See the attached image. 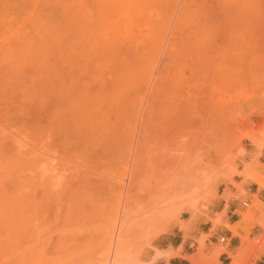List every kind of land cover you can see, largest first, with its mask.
<instances>
[{"label": "rangeland", "instance_id": "obj_1", "mask_svg": "<svg viewBox=\"0 0 264 264\" xmlns=\"http://www.w3.org/2000/svg\"><path fill=\"white\" fill-rule=\"evenodd\" d=\"M196 5H191L192 11L196 8L193 15L198 14L193 17L191 23L194 24H174L178 7L171 11V0L146 5L144 12L135 16L134 30L136 34L139 32L142 41L146 24L162 9L171 18L167 25L169 39L166 37L154 69L145 58L131 61L132 71L121 76L123 81L115 89L110 84L114 78L111 67L98 59L89 62V71L78 76L76 85L67 82L66 88L54 89L57 92L52 94L53 91L47 89L51 84L57 86V79L42 64L55 51V44L49 41L43 47H31L21 67V92L16 97L15 93L11 94V104L17 98L14 105L20 109L9 120V132H19L27 142L26 148L40 146L42 151L37 150V154L41 159L31 161L36 155L32 153L21 156L10 153L0 163V264H104L109 256L104 250L106 234L112 228V217L120 218L125 200L130 203L126 208L123 237L133 259L138 261L135 263L150 264L147 260L166 257L168 249L156 248L160 243L157 239L178 226L180 231H173L192 242L186 248L187 255H198V264H217V260L210 263V258L226 245L219 242L218 235L216 249L209 251L206 242L213 239V229L208 234H195L194 225L204 219L212 222L209 216H212L218 193L227 185L241 190L247 167L252 166L253 172L264 178L258 160L264 145V0H197ZM241 31L246 33L248 67L253 74L248 92L250 102L235 114L233 123L236 125L222 133L220 131L224 130H217L212 122L217 115L212 120L207 119L212 111H220L217 104L220 97L216 95L221 89L213 70L218 53L226 47L224 42L237 37ZM189 37L190 42L186 41ZM129 42L131 39H125L124 45ZM165 49L170 55L163 53ZM105 81V86H101ZM62 96L78 102L74 110L85 118L70 119ZM87 99L89 101L85 102ZM40 103L45 108L42 111ZM11 104L13 113L15 107ZM31 116L34 119H30ZM36 118H39L37 123H43H38L40 127H46L38 131L41 136L31 131L32 120ZM193 120L197 125H193ZM35 137L39 139L36 142ZM49 165L55 169L54 173L61 174L58 173V178L54 175L57 180L54 177L50 182L54 186L49 183L47 187V183L43 186L41 182L40 169ZM198 166L205 167L201 171L207 175L204 184L187 195L183 192L187 182L183 179L189 173L186 170ZM121 171H126V175L122 179L125 193L120 197L110 180ZM130 172L134 173L132 181L128 178ZM224 173H229L230 177L221 178ZM237 179H241L240 182ZM231 195L237 196L228 194L226 189L221 194L226 198ZM189 201L194 204L190 206ZM260 209V201L255 196L237 211L241 219L236 223L240 222L239 229L244 231L241 242L253 255L259 242L258 238H249V234L255 225H262L264 213L255 215ZM155 212L162 215L161 219L152 218L148 227H141L143 219ZM219 215L223 216L224 211Z\"/></svg>", "mask_w": 264, "mask_h": 264}, {"label": "bare ground", "instance_id": "obj_2", "mask_svg": "<svg viewBox=\"0 0 264 264\" xmlns=\"http://www.w3.org/2000/svg\"><path fill=\"white\" fill-rule=\"evenodd\" d=\"M171 1H172L171 11H174L173 9H176L178 7V13L176 14L177 17L174 24H189V23L194 24L191 22L192 21L194 22L193 17L195 14L193 15V12L195 11L196 8L194 9V11H192L191 5H196L197 0H181V1L171 0ZM157 2L158 0H0V163H3L5 159H7V156L10 153L17 155L20 154V156L21 154L28 155L32 153L36 155L32 157L31 161L32 160L38 161L41 159V156L37 154V150L42 151V148L40 146H38L37 144L35 145L31 144L33 146L32 148H26L27 142L19 132L12 131L14 134H11L9 132V120L11 116L15 115L20 109L18 106L16 107V105H14L15 101H18L17 98L16 99L14 98L15 101L13 100L14 103L11 104L12 102L10 99L11 94L15 93L14 97H16L17 96L16 94H19V92H21L20 91L22 87L20 83V78L22 75L21 67L31 47L32 46L43 47L46 45V42L49 41H52L55 44V51L50 55L46 63L44 62L42 64L43 67L47 69L49 74L53 76L55 79H57V83H58L57 86L55 84H51V87L47 89V91L50 90L53 91L52 94H54L55 91L57 92V90L54 89L66 88L65 86L67 85V82H69L70 85L71 84L76 85V79L79 78L78 76L81 75L82 73L85 72L87 73L89 71V62L98 59L99 60L103 59L111 67V73L114 78L113 80H111V82L112 81L113 82L112 83L110 82V84L112 85L113 89H115L116 87H119L120 83H122L123 81L121 76L123 77V74H125L127 71L129 72V70L133 68V63H131V61L133 62L139 60L140 58L142 59L145 58L146 62L150 61L149 65L151 69L152 68L154 69L155 60H157L158 57L161 56L163 44L165 43L166 37L168 36L167 25L170 24V19H171L169 15L163 12L162 9H158L159 11L157 12V14L154 17H152L146 24L147 28L145 29L144 32H142V36L140 38V39L143 38L142 41L139 40L140 37L139 32L136 31L137 32L136 34L134 30L136 25L134 24L135 16L142 14L146 8V5H152ZM197 22H200V20ZM125 39H131V42H129L127 46L124 45ZM139 41L142 42L143 44L142 43L139 44ZM186 41L190 42L191 37H189L188 40L186 39ZM246 42H247L246 33L243 31H241L237 37L235 38L230 37L229 40H227V42L225 41L224 43H226V47L223 46L225 48L223 49V52L221 49V52L218 53L219 54L217 55L218 62H216L217 64L215 65L213 70L215 71L216 78L214 75L213 77L217 80V83L220 85L219 89H221L220 91L217 88V90L220 91L221 93L219 95H216L220 97V103H217L216 101V103L219 104L218 107L220 108V111L219 109L217 110L215 109L216 113L219 112L220 113L216 114L215 112L212 111L214 115H212L213 113L211 112L207 119L210 118L209 120H212L213 116L217 115L216 117H214V121L212 122H214L215 128L217 130H224V131H220L222 133H224L226 129L233 126V124L235 123L234 118H236L235 114L241 112L245 108L244 106L246 104L248 105V103L250 102L248 99V92L252 83L253 74L251 68L248 67L249 57L246 51V47H247ZM133 44L135 47H132ZM142 45L144 46L141 48ZM166 52H168V49L167 51L166 49L165 51H163V53ZM220 54L221 55L223 54L221 58H220L221 56ZM168 55L170 54H167V56ZM212 60L210 61L212 62ZM105 83L106 81L104 82V84L102 82L101 86L102 85L105 86ZM217 83L215 85H217ZM209 89L211 91H217L214 88H213L214 90H212L211 88ZM213 93L215 94L218 92H212L211 94ZM52 94H50V96ZM206 95L208 94L206 93ZM63 97L64 96H62L61 98ZM64 99L65 101H63V103L64 102L66 103V107L64 106L65 107L64 110H67V113L71 117L69 118L75 121H81L80 119H82L84 115L80 113H76L74 110L75 108L78 107V102L74 103L73 99H71V101H68L67 98H63V100ZM206 99H207L206 100L207 104L208 103L210 104V102H208V98ZM82 101L83 98L81 97L80 103ZM88 101L89 100L87 99V101L85 102ZM10 104L15 107L13 108L15 111L13 112L14 114L11 113L12 106H10ZM17 104L19 105V102ZM217 104H215L216 106L214 105V107L217 108ZM88 106L89 105H87L86 107ZM40 107H41L40 111H42V109H45L44 106L42 108L41 103H40ZM52 107L53 105L50 107V109H52ZM84 108H85V104H84ZM86 110H88V108ZM53 111L52 113H54ZM52 113L51 115H53ZM44 115L41 114V116ZM87 115L88 113H86V119L88 118ZM56 117H58V115ZM30 119H34V118L31 116ZM207 119H206V123H207ZM36 120L39 121V118L38 119L36 118L35 121L32 120L31 131L32 133L36 135L40 134L39 136H41V132L39 133L38 131L44 130L43 128L46 127H40V124L42 122H38L40 123L38 124ZM193 121H194V123L192 122L193 125H197L196 124L197 121L196 122L195 120ZM210 124L213 123H211L210 121ZM65 125H69V124H65ZM64 129L66 128L64 127ZM47 131H49V129H47L46 132ZM50 131L48 133H50ZM44 132L42 131V134ZM217 132L220 133L219 131ZM44 134H46L45 135L46 137L48 136L47 133ZM247 136L249 137V134ZM66 138H64V140H66ZM35 139H34L35 142L39 140L38 137L37 138L35 137ZM30 140L32 142L34 141L33 139ZM62 140L63 137L61 141ZM41 142H42L41 144H44L43 141ZM52 142L54 143L53 140ZM59 163L61 164V162ZM204 166H206L207 168V165ZM29 167L28 169L31 170V168ZM65 168L67 169V167ZM190 168H192L190 171L189 168L186 170L189 172L186 175L187 176L186 179H183L184 182L185 180L187 181L185 185L186 187H184V191H183V192H187L186 193L187 195L193 194V192H195L197 188L201 187L204 184V180H203L204 177L207 176L206 173L204 174V172H201L205 168L203 166H198L196 169H194L193 167ZM247 168L248 170L245 171L244 173V180L242 182V185L244 183L254 182L258 184L260 189H264V178L261 175L255 174L253 172L254 170L252 166ZM59 169L58 171L61 170L63 171L62 165H61V170ZM40 170H41L40 174L42 176L40 177L43 178V181L41 182H43V186L44 183L45 184L47 183L46 185L47 187H50L51 184L52 186H54L53 185L54 183H50L53 182L52 178L54 180L56 177L58 178L59 176L58 173L61 174V172H58L57 174L54 173L55 169L52 167V165L41 168ZM62 173L65 174L64 171ZM128 174L129 173H127V175ZM54 175H56V177ZM125 175H126V171L123 172L121 171V173L115 174L114 177L110 180L112 188L114 189L115 192L118 193L120 197L121 195H123L122 193H125L123 192V188H125L124 187L125 185L122 182V179L124 178ZM133 175L130 172L128 178H130L131 181L133 180ZM184 177L185 176H183V178ZM229 177H230L229 173H224V175L221 176V178L223 179H227ZM66 181L63 182L65 183ZM228 190H226V192L230 194V191ZM180 192H182V190H180ZM121 202H122L121 200L118 202L119 205ZM129 203L130 202L128 200H125L122 210L120 209L122 213L120 212L121 215H119L120 218L118 217L119 218L118 220H117V216L112 217L111 220L112 228H110L106 234L108 235V238L106 237L107 240L105 241V249H104L105 252L108 253L107 255L109 256L106 257L107 261L104 264H131L138 262L133 259L131 253L128 250L127 240L126 238L123 237V229H124V225L126 224L125 219L127 217L126 208L128 207ZM189 203L190 206L194 204L192 201H189ZM158 215H160L158 212H155L154 215L149 214V216L145 218V220L143 219V223L141 224V227L144 228L148 227L149 223L152 221V218L155 219L159 217L161 219L162 215L160 216ZM209 219L216 226L219 223H221L222 215H219V213H217L215 215L209 216ZM116 220L119 222L118 224H116V226L118 227L117 234L114 232ZM139 224L140 222L138 223V225ZM229 224L226 223V226L233 232V235H237L241 237V234L238 231L240 227V222L235 223L233 225H229ZM155 235H157V233H155ZM238 248H239L238 251L236 250V253H233L227 251L228 249L226 250L224 246L223 249L218 250L213 254V256L210 258L211 259L210 263L216 261L218 259V255L221 252H228V255L233 258L234 262H237L238 257L240 254H242L244 247L241 246ZM179 254H180L179 250H173L172 248H169L167 250L166 258L169 256H178ZM183 257L187 259L190 262V264H198L199 262L198 255L196 254L184 255Z\"/></svg>", "mask_w": 264, "mask_h": 264}, {"label": "crops", "instance_id": "obj_3", "mask_svg": "<svg viewBox=\"0 0 264 264\" xmlns=\"http://www.w3.org/2000/svg\"><path fill=\"white\" fill-rule=\"evenodd\" d=\"M258 160L262 164L264 171V145L258 155ZM240 180L241 179H237L236 181L240 182ZM225 189L230 191V194H237V196L231 195L229 198L222 197L221 194ZM255 196L261 204V209L255 212V215L259 216L261 213H264V189H260L254 182L244 183L241 190L237 189L235 186L227 185V187H223L222 191L218 193L213 202V209L211 213L212 215H215L224 211L221 223L214 226L212 222L204 219L194 225L193 231L195 234H208L211 229H213V239L209 238L208 243L206 242V245L208 244L209 251L213 252L216 249L215 244L217 242L216 238L218 235L225 236L226 242L224 244L226 245V250L228 249L227 251L229 252L236 253V250L238 251L239 249L238 247H244L237 262H234L233 258L228 255V252H221L218 255L217 264H264V240H262V238H264V219L262 220V225H255L249 234V238H258L259 242L255 250H253L254 255L252 252L250 253L248 251V246L244 242H241V237L233 235L232 231L225 225V223L233 225L240 221L241 216L237 211L243 209V205H248ZM243 199H246V201L243 202ZM173 229L180 231L178 226H173L171 230L158 237L157 240L160 243L156 244L155 247L159 250L172 248L173 250H179L180 254L178 256H169L167 258L158 256L151 260H147L150 264H188V260L183 256L189 254L186 248L190 247L192 242H190L188 238H183L181 234L175 233ZM238 231L240 234H244L242 229H239Z\"/></svg>", "mask_w": 264, "mask_h": 264}, {"label": "built area", "instance_id": "obj_4", "mask_svg": "<svg viewBox=\"0 0 264 264\" xmlns=\"http://www.w3.org/2000/svg\"><path fill=\"white\" fill-rule=\"evenodd\" d=\"M219 242H221V243H225L226 242V238H225L224 235L219 237Z\"/></svg>", "mask_w": 264, "mask_h": 264}]
</instances>
